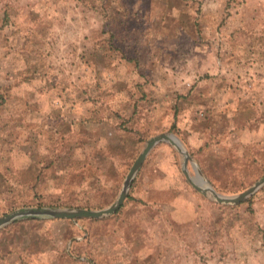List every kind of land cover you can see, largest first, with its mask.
<instances>
[{"label": "rangeland", "instance_id": "rangeland-1", "mask_svg": "<svg viewBox=\"0 0 264 264\" xmlns=\"http://www.w3.org/2000/svg\"><path fill=\"white\" fill-rule=\"evenodd\" d=\"M163 132L222 194L264 176V0H0V217L110 206ZM183 168L159 143L118 211L18 218L0 264H264V185Z\"/></svg>", "mask_w": 264, "mask_h": 264}, {"label": "water", "instance_id": "water-1", "mask_svg": "<svg viewBox=\"0 0 264 264\" xmlns=\"http://www.w3.org/2000/svg\"><path fill=\"white\" fill-rule=\"evenodd\" d=\"M168 142L175 146L177 150L184 155L183 171L195 189L202 192L210 193L217 201L226 204H240L250 197L256 190L264 185V176L257 180L252 186L236 195H225L218 192L204 177L202 170L194 161L192 155L188 152L183 142L174 133H160L147 140L146 145L137 159L131 166L127 177L124 181L123 188L117 200L110 206L103 209H89V208H73V207H46V208H28L24 210L14 211L8 215L0 217V228L8 223L25 216H43L54 219H77V218H102L118 211L123 205L128 191L132 186L136 174L142 167L147 155L159 143ZM189 163L192 164L196 175L191 176L188 170Z\"/></svg>", "mask_w": 264, "mask_h": 264}, {"label": "crops", "instance_id": "crops-1", "mask_svg": "<svg viewBox=\"0 0 264 264\" xmlns=\"http://www.w3.org/2000/svg\"><path fill=\"white\" fill-rule=\"evenodd\" d=\"M158 145V144H157Z\"/></svg>", "mask_w": 264, "mask_h": 264}]
</instances>
